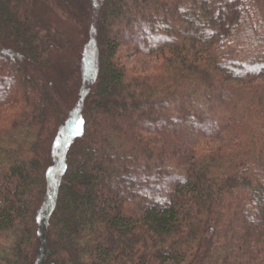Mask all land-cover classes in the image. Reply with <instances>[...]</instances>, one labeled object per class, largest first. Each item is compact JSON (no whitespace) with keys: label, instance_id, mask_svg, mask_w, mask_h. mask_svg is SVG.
I'll return each instance as SVG.
<instances>
[{"label":"trees","instance_id":"trees-1","mask_svg":"<svg viewBox=\"0 0 264 264\" xmlns=\"http://www.w3.org/2000/svg\"><path fill=\"white\" fill-rule=\"evenodd\" d=\"M37 1L0 0V264H264V0H44L62 42Z\"/></svg>","mask_w":264,"mask_h":264},{"label":"rangeland","instance_id":"rangeland-1","mask_svg":"<svg viewBox=\"0 0 264 264\" xmlns=\"http://www.w3.org/2000/svg\"><path fill=\"white\" fill-rule=\"evenodd\" d=\"M34 14L36 17L37 24L43 30V33L49 31V33L54 34L57 41H64V40H77L79 38L77 29L72 24H69L67 21L63 20L55 11L50 7V5L44 0H38L34 5ZM124 61L133 68L136 69H143V68H151L153 62H157L155 59H151V56H146L145 54L141 53H134L131 50H124ZM57 73H60L58 71ZM76 73V72H75ZM61 74H66V72H62ZM77 75V74H76ZM78 90V85L71 84L69 87V97L76 98ZM76 92V93H73ZM73 93V94H71ZM76 94V95H75ZM206 113L215 120L217 123L214 124L216 127L219 125L225 126V119L222 112L219 108H207ZM223 127L221 130L222 135L225 138L228 136L230 132Z\"/></svg>","mask_w":264,"mask_h":264}]
</instances>
